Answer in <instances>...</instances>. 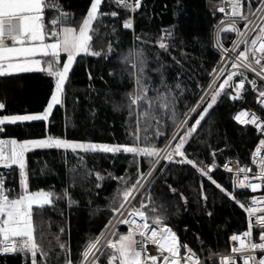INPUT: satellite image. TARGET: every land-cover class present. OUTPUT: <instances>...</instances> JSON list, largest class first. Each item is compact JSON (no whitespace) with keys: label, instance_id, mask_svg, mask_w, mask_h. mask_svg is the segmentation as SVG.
Listing matches in <instances>:
<instances>
[{"label":"trees","instance_id":"16d2710c","mask_svg":"<svg viewBox=\"0 0 264 264\" xmlns=\"http://www.w3.org/2000/svg\"><path fill=\"white\" fill-rule=\"evenodd\" d=\"M91 2L50 0V7L57 10L47 11L45 22H51L62 10L69 15L67 25L61 27L78 29ZM257 3L252 0L249 4L245 0L248 10ZM218 7L219 0H141V7L133 12L112 0H102L99 11L106 15L94 21L93 28L98 34L91 43L92 50L103 55H80L76 59L66 82L62 104L54 106L48 121L5 124L0 137L23 141L51 135L72 141L162 148L189 117L219 61L220 55L211 36L214 22L219 18ZM114 11L118 13L117 17L111 15ZM128 20L133 23L130 29L123 26ZM230 34V31L224 33L225 42ZM160 43L168 48L161 49ZM65 59L66 55L61 54L60 68ZM140 60H143L146 99L130 107L137 91L135 82ZM54 84L55 78L42 71L0 78V103L5 104L0 117L42 112ZM214 89L180 135L195 123ZM161 96L168 100V108L151 104L162 102L158 100ZM230 96L229 87L189 138L183 149L188 158L204 163L213 156L219 162L228 156L236 157L240 162L249 161L259 134L250 125L233 119L231 115L238 100L233 101ZM146 111L156 117L150 124L143 119ZM145 128L147 132L143 130ZM157 132L164 136L157 139ZM145 135L149 137L147 142L142 139ZM137 136L141 138L139 141ZM178 159L180 157H175ZM25 165L30 192L50 191L60 197L53 205L45 207L42 215L34 217V239L49 253L47 260L38 254V264H66L69 256L73 264H77L84 244L109 223L114 216L113 205L119 207L124 202L123 191L132 187L140 171L148 170L150 162L142 155L123 152L94 154L71 149H34L25 154ZM161 168L165 169L163 173ZM0 172L6 175L7 190H14L9 193V198H17L22 192L19 165L8 168L0 165ZM211 175L228 192H234L236 200L243 202L245 208L224 195L193 167L162 160L137 194L131 210L135 213L144 211L145 219L151 222L154 218L151 208L155 206L166 217V224L177 236L180 246L187 244L200 257L228 250L231 234L249 230L246 205L250 193L234 190L232 176L227 172L215 169ZM118 177L129 182L125 184L115 179ZM169 185L176 189L175 194ZM65 189L76 203L69 205L68 197L64 196ZM61 244L66 245V249H62ZM205 260L207 264H219L215 257ZM31 262V253L0 256V264Z\"/></svg>","mask_w":264,"mask_h":264},{"label":"snow or ice","instance_id":"6c2138e0","mask_svg":"<svg viewBox=\"0 0 264 264\" xmlns=\"http://www.w3.org/2000/svg\"><path fill=\"white\" fill-rule=\"evenodd\" d=\"M121 8L130 9L136 11L141 7V0H112ZM243 0H234L233 4V17H239L241 20L246 19V16L241 15L236 9L241 7ZM250 4L252 0H247ZM259 3H264V0H257ZM102 6V0H92L89 11L83 19L78 30L75 27L63 26L67 25L68 13L62 10L58 11L57 17L51 22L46 24L45 13L47 11H56L50 7V0H0V78H4L13 74L31 72V71H42L46 72L49 76L55 78V90L53 91L50 101L41 114H28V115H13V116H2L0 117V126L5 124L15 125L19 122L26 121H48L50 116L53 114L54 106L62 104V96L66 82L69 78V73L73 67L74 62L80 55H92L101 56L102 52L92 50V41L94 36L98 33L93 28L94 21H97L101 16L106 15L101 13L99 9ZM222 11V9H221ZM113 17H117V12H112ZM74 18V14H73ZM249 23L244 25L245 28L249 27ZM124 28L130 29L133 27L131 20L124 22ZM49 27L51 30L49 31ZM236 31V24L233 23L231 29H225V31ZM261 35L257 38L264 41V26L260 28ZM257 39L252 40V45L257 44ZM11 42V46L7 43ZM54 41V42H46ZM161 49H167L168 45L160 43ZM239 45L233 48L231 51L236 52ZM109 50L111 45L109 44ZM227 51V50H225ZM247 51L253 52L255 64L260 65L261 61L259 58H255V53H264V42L259 43V47L248 49ZM61 54H65L67 59L63 62L62 68H60ZM39 56L40 58H36ZM247 59L245 51L238 53L237 59ZM42 63L46 67H41ZM139 66L137 67L136 77V93L130 101L131 105L137 104L140 101L146 99L145 92L147 91L146 86L143 83V60L138 61ZM232 67L239 69L244 67L249 71L255 72L256 76L264 80V65L260 67V71H256V68L251 64H236L232 62ZM215 71V70H214ZM223 75V70H221ZM234 77H240L238 83L235 86V95L230 96L233 101L240 99L242 93L246 90L245 85L250 84L253 91L257 92V101L261 106H264V89L257 88L256 80H247L243 72H232L227 75V78L219 84L218 88L215 89L211 95V103H207L204 107L203 112L200 113L199 119L192 124L191 128L187 130L183 135L179 134V129L184 128L187 121L182 122L178 126L177 134H174L172 139L169 141L170 150L160 149L153 145L152 147H131L123 145H109L107 143H92V142H74L64 138L53 137L51 135L44 139H32L18 142L15 139L3 140L0 139V164L3 167L8 168L10 165H19L20 169V184L22 187L21 194L17 198L10 199L9 193L14 191L12 189L5 190L3 186L2 174H0V253H20L23 252L25 255L31 253L32 262L31 264H38L37 255L39 254L44 260L49 258V253L36 242L34 239V233L36 231V221L34 217L37 214L42 215L43 210L47 206L53 205L54 200L59 199L54 192L38 191L30 192L29 185L27 183V174L25 171V154L34 149H57V150H68L71 149L73 152L81 150L84 153H111L119 154L121 152L135 155H142L144 158H148L150 162V171L145 175L142 171L138 173V179L131 188H126L122 193V199L124 203H120L119 207L115 204L112 207V211L115 214L121 212L126 204L131 205L135 199H137V193L145 187V184L141 181H147L149 177H152L162 160L167 162H175L181 165H189L200 172L202 177L208 179L209 182L215 185L224 195L228 196L234 202L239 204L241 208H245V204L241 201L236 200L234 192H228L221 184H219L211 175V169L204 164L202 161H197L188 158L185 151V145L188 143L189 138L196 132L197 127L205 119L206 115L217 103L218 97L225 93V90L232 87V81ZM91 79V76H89ZM160 103L153 101L152 105L159 108H168V100L161 96L158 98ZM206 103L205 97H201L200 107ZM151 106V105H150ZM5 108L4 103H0V110ZM196 108L192 109L195 113ZM250 116V119H242V117ZM144 122L150 124V122L156 117L150 111L144 113ZM237 121L242 124H252L258 129L261 134H264V124L261 123V118L257 117L254 113L242 111L235 117ZM147 132V128L143 129ZM3 128H0V132ZM164 136V133L157 132L156 137L159 139ZM141 138L137 136V141ZM145 142L148 141L149 137L145 135L142 138ZM178 141V142H177ZM174 144V148L171 145ZM264 149V139H260L259 147L256 149L254 156L259 157V174L253 177V180H259L264 182V155L261 154V150ZM215 155V153H213ZM175 157L180 159L175 160ZM83 162V157H80ZM224 168L229 172L233 171V168L239 173H244V179H240L239 176L233 179L234 188L239 189H252L256 191L261 188L262 184H257L249 180L247 173L250 169L245 166L239 167V164L233 165L225 164ZM164 168L160 169L163 173ZM99 179L103 177L97 174ZM123 181L127 184L124 177L115 178ZM100 187V185H97ZM170 191L175 194L176 189L168 186ZM64 196L68 197L69 205L76 203L71 199L68 189L64 190ZM119 198V197H118ZM183 198V197H182ZM206 199V197H205ZM264 200V197L261 198ZM256 203L255 200L252 201ZM141 207H144L142 204ZM154 213V218L151 221V226L148 223H137L135 215H138L142 220L145 219V212L139 211L138 213H129V218L124 219L121 223L129 226L130 230L127 235H119L118 239H110L106 245L100 244V236L87 245V248L83 252V260L81 264H98L99 259L104 254L105 248L112 250V255L109 257L108 264H115L116 261L119 264H157L159 257L157 255H149L147 252V246L149 244L157 247L158 253L162 256L163 264H207V261H201L191 249H188L186 254L181 257L180 245H178L175 234L166 225V217L161 215L155 206L151 208ZM246 211L250 216L255 215V224H250L249 230L245 231L242 235L234 234L231 236V241H239V247H233L232 252L239 254L236 257L238 260L240 257L243 258V264H264V256L257 258L253 253L258 250L264 251V208L260 209L259 212L256 208H246ZM111 223V221H109ZM134 225V227H133ZM107 227V226H106ZM260 232L259 241L253 242L248 239L253 234V230ZM63 231V229H61ZM113 237L117 236V232L112 233ZM137 236L141 239H137ZM58 239V238H57ZM62 249H66V245L61 244ZM186 247V246H184ZM165 252L168 255H163ZM100 253V255H97ZM66 264H73L70 256L66 259ZM220 264H234L233 257H225Z\"/></svg>","mask_w":264,"mask_h":264},{"label":"built area","instance_id":"2783aa9c","mask_svg":"<svg viewBox=\"0 0 264 264\" xmlns=\"http://www.w3.org/2000/svg\"><path fill=\"white\" fill-rule=\"evenodd\" d=\"M233 4H234V0H219V7H218L219 18L217 19L216 22H214L211 36L213 40V45L215 49L217 50V52L219 53L220 58L214 68L215 71L213 70L207 83L204 85V87L200 91L192 109L194 108L198 109L199 107L197 108V106L200 104L201 97L203 96L205 97V100H207L212 89H214L219 83H221V81L224 80L225 77L227 78V75L231 74L232 72H237V71L243 72L247 80L257 81L258 89H264V80L257 77L255 72L249 71L248 69L244 67H240L239 69L232 67L233 61L239 65L251 63L256 68V71L258 72L260 71V67L264 65V53H260V52L255 53V58H259L261 61L260 65H256L255 59L253 57V52L247 51L250 48L253 50L255 48H258L259 43L264 42V41H261L260 39H257L261 35L260 28L264 26V3L258 2L256 6H254L251 10H248L246 12L245 0H243L241 7L236 9L238 12L241 13V15L246 16V19H243V20H241L239 17L232 16ZM234 22L236 24V31L229 30L231 34L228 37V42H225L223 38L224 33H228V31H225V29H231ZM249 22H250L249 27L245 28L244 25ZM253 39H257L256 45H252ZM7 43L10 44L11 42L8 41ZM237 45H239V47L237 48V51L236 52L231 51L233 48H236ZM240 51L246 52L247 59H244V58L237 59L238 53ZM221 70H223V75L221 74ZM239 79L240 77L233 78V81H232L233 86L230 87L232 95H235L236 89L234 85L238 83ZM245 89L246 90L242 93L241 98L237 99L238 104L231 116L236 122H239L235 119V117L239 115V113H241L242 111H247L249 113H254L257 117L261 118V123L264 124V106H261L257 101L258 93L253 91L252 86L250 84H246ZM191 113L192 111L190 112V114ZM250 118H251L250 116L242 117V119H250ZM248 125H250L252 128H255V130L259 134L257 140L255 141L251 149V152L249 155V161L240 162L236 157L228 156L222 162H219L213 156L212 160L204 164H206L211 169V174L213 173L215 169H219V170H222L224 172L231 174L232 188L234 190H245L250 193L249 195L250 198H249V201L247 202L246 208H249V207L256 208L257 211L259 212L260 209L264 208V200L261 199L262 197H264V186H262L261 188H258L256 191H253L252 189H239L238 187L234 188L233 179L237 176H239L240 179H244L245 174L237 172L235 168H233V171L231 172H229L228 170L224 168V165L226 163L229 164L230 167L236 164H239V167L241 168L247 166L250 169V171L247 173L249 180L257 184L264 185V182L252 179L253 177L259 174V157L254 156V153L256 149L259 147L260 139H264V134H261L258 131V129L255 127V125H252V124H248ZM0 128H2V126H0ZM0 139L9 140L8 138H1V137ZM261 154L264 155V149L261 150ZM0 165H3V164H0ZM0 174H2L4 189L7 190L5 186L6 175L2 172H0ZM253 200L256 201L255 204L252 203ZM131 205L126 204V206L123 209H121L120 213L115 214L112 217V219L110 220L111 223H108L106 225L107 227L105 226L104 229L97 235V236H100V244L102 246L106 245L107 241L110 239H118L119 235L128 234L130 230L129 226L121 223V221L124 219H128L129 213H135L134 211L131 210ZM247 214L250 219V224L254 225L256 216L255 215L250 216L248 212ZM135 219L137 220V223H141V224L148 223L151 226V222L147 221L146 219L142 220L138 215H135ZM113 232H117L118 235L113 237L112 235ZM243 233L244 231H237L229 236L228 238L229 249L228 250L214 253L211 255H207L204 257H200L198 254L196 255L201 261H204L205 259L211 258V257L218 258L219 264L225 257H233L234 264H243V258L240 257L237 260L236 257L239 256V254H235L232 252L233 247H239V241L233 242L230 239L231 236L234 234L242 235ZM259 237H260V232L254 229L252 236L250 238H247L245 242L247 243L248 239H251L253 242H260ZM138 238L141 239L140 237L137 236V239ZM94 239L87 241L84 244L77 264H81V261L83 260V252L87 248V245L90 242H92ZM176 239H177V236H176ZM177 242H178V239H177ZM178 245H180L179 242H178ZM106 249L107 248H105V251ZM188 249H191V248L187 244H184L182 247H180L179 255L183 257L186 254ZM147 252L149 255H157L159 257L157 264H163L162 256H160V254L158 253L157 247L155 245L149 244L147 246ZM9 254L11 253H7V254L0 253V256L9 255ZM97 255H100V253H97ZM163 255H168V253L165 252ZM253 255L257 256V258H260L261 256H264V251L258 250L257 252L253 253ZM100 259L98 261V264H102L100 262ZM181 264H183V262H181ZM194 264H195V261H194Z\"/></svg>","mask_w":264,"mask_h":264},{"label":"rangeland","instance_id":"374dc122","mask_svg":"<svg viewBox=\"0 0 264 264\" xmlns=\"http://www.w3.org/2000/svg\"><path fill=\"white\" fill-rule=\"evenodd\" d=\"M91 5V4H90ZM90 8V7H89ZM88 11H89V9H88ZM248 11V8H246V12ZM87 14V13H86ZM86 16V15H85ZM85 16H84V18H85ZM83 18V19H84ZM83 21V20H82ZM82 23V22H81ZM81 25V24H80ZM79 28V27H78ZM225 79H226V77H225ZM223 82V80L221 81V83ZM215 90V89H214ZM213 93V92H212ZM207 103H211V97H210V99L208 100V102ZM47 106V105H46ZM207 106V105H206ZM45 109V108H44ZM43 112V111H42ZM42 112H39V113H30V114H41ZM203 112V111H202ZM201 112V113H202ZM22 115H28V114H22ZM8 116H13V115H8ZM199 117H200V114H199V116L197 117V119H199ZM196 119V120H197ZM181 130L182 129H179V133L181 132ZM178 131V130H177ZM177 131H176V133L175 134H177ZM54 137V136H53ZM46 138V137H45ZM42 139H44V138H42ZM32 140V139H31ZM68 140V139H67ZM18 142H23V141H25V140H23V141H19V140H17ZM69 141H72V140H69ZM74 142H85V141H74ZM92 143H97V142H92ZM173 145V144H172ZM172 145H171V147H172ZM174 148V147H173ZM160 149H165L166 151L167 150H169L170 148H169V142H167L166 144H165V146H163L162 148H160ZM150 171V166H149V168H148V170L144 173L145 175H147V173ZM145 182L146 181H141V183H143V184H145ZM138 194V193H137ZM124 203V202H123ZM139 239V238H138ZM112 255V250L111 249H106V251H104V254L101 256V259H100V262L102 263V264H108V260H109V257ZM115 264H119V262L118 261H116L115 262Z\"/></svg>","mask_w":264,"mask_h":264},{"label":"crops","instance_id":"0c3cea01","mask_svg":"<svg viewBox=\"0 0 264 264\" xmlns=\"http://www.w3.org/2000/svg\"><path fill=\"white\" fill-rule=\"evenodd\" d=\"M78 30V29H77ZM46 42H49V41H46ZM50 42H54V41H50ZM9 46H11V43L9 44ZM63 55H65V54H63ZM36 58H40L39 56H37ZM66 59H67V57H66ZM66 59H65V61H66ZM41 67H46V65H44L43 63H42V65H41ZM54 90H55V84H54ZM53 90V91H54ZM51 98V97H50ZM50 101V100H49ZM49 103V102H48ZM22 191V190H21ZM35 192H38V191H35Z\"/></svg>","mask_w":264,"mask_h":264},{"label":"water","instance_id":"95a60500","mask_svg":"<svg viewBox=\"0 0 264 264\" xmlns=\"http://www.w3.org/2000/svg\"><path fill=\"white\" fill-rule=\"evenodd\" d=\"M193 114H194V113L192 112V113L189 115V117H188L187 120H186L187 122H188V120L193 116ZM181 129H182V128H181ZM8 139L11 140V138H8Z\"/></svg>","mask_w":264,"mask_h":264}]
</instances>
